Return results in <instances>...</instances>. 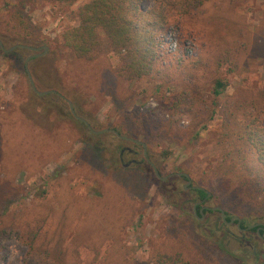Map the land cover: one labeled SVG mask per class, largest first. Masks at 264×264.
Instances as JSON below:
<instances>
[{"label":"rangeland","instance_id":"1","mask_svg":"<svg viewBox=\"0 0 264 264\" xmlns=\"http://www.w3.org/2000/svg\"><path fill=\"white\" fill-rule=\"evenodd\" d=\"M21 1L0 0V33L10 35L9 13L19 12L30 35L44 41L32 43L47 46L44 65L34 60L41 57L28 62L39 91L66 97L94 130L111 128L143 142L160 176L188 174L191 185L209 194L206 206L248 225L264 222V191L253 204L234 203L215 172L227 152V140L224 150L219 145L227 133V99L238 88L254 96L264 92V0H208L192 17L168 27L160 64L132 83L114 74L115 53L67 62L53 52L64 30L78 25L75 11L88 0L62 6L28 0L24 8ZM30 54L5 58L0 51V264H42L39 258L57 264H156L159 254L182 264H209L211 258L219 264L264 263L262 240L241 242L235 226L215 231L218 213L205 221L192 218L196 196L180 193L182 178L163 183L145 162L132 163L143 160L142 148L119 143L110 133L89 136L63 99L35 94L24 67ZM217 81L226 88L215 99ZM178 98L195 101L169 110ZM198 110L213 118L191 142L179 135ZM171 113L176 136L168 124ZM259 124L264 128L263 112ZM117 143L137 155L120 161ZM37 226L41 235L30 246L27 232ZM172 229L179 236L171 237ZM219 243L222 249L212 251Z\"/></svg>","mask_w":264,"mask_h":264},{"label":"trees","instance_id":"2","mask_svg":"<svg viewBox=\"0 0 264 264\" xmlns=\"http://www.w3.org/2000/svg\"><path fill=\"white\" fill-rule=\"evenodd\" d=\"M27 1H21L20 7L24 8ZM47 1L62 6L73 5L78 0ZM207 1L88 0L75 11L78 25L64 30L61 41L54 43L53 52L63 58L65 57L67 62L70 61V57L91 60L100 54L115 53L119 57V64L114 68V74L118 78L132 83L150 76L160 64L161 52L159 48L163 42L161 40L162 35L165 34L168 27L171 24L182 23L184 19L192 17L193 13ZM147 3L149 5L146 6ZM8 24H11L10 29H8L11 31L9 32L10 35L0 33L3 45L11 43L10 47L16 44L32 46V43L38 45L44 43L38 37L30 35L28 24L19 12L9 13ZM26 52L29 51L19 48L10 53L1 51L5 58L19 56L20 53ZM45 57L34 60L37 61V64L44 65ZM214 88L213 94L217 99L224 92L226 84L217 81ZM236 92L234 96L227 99L226 107H224L223 126L227 129V133H223L219 145L224 150L227 140V152L221 155L222 159L217 163L215 172L227 199L237 204L248 205L257 201L264 191V128L260 127L259 124V115L262 112L264 114V92L259 93L258 96L249 94L244 88H238ZM51 96L61 100L56 94H51ZM194 101L192 99L190 103L187 98H178L168 108L179 111L182 107H192ZM215 105L214 102L212 106ZM238 115L240 116L238 117ZM170 116L168 124L172 125L171 131L176 136L179 134V130L175 125L176 121L173 119L174 113H171ZM212 118L211 116L204 117L199 110L195 111L192 124L179 136L186 137L191 142L195 141L201 130L206 129L209 120ZM74 120L87 130L89 136H94L83 123ZM117 132L120 134L118 130ZM109 135L119 143L125 142L112 133ZM119 143L116 145L121 153L125 147L121 148ZM92 149L98 151L95 146ZM223 152L225 153V151ZM120 153H118V159L121 161L124 156H121ZM124 155L135 156L137 151L132 149V153L126 152ZM133 160L136 159L133 158ZM179 191L182 192V195H189L187 192ZM196 194L202 199L207 195L203 191H196ZM197 216L200 217L201 214L197 213ZM192 218L196 219L193 214ZM184 222L188 223V220L185 219ZM216 225L214 224L215 231H225L223 224L219 229L217 228L219 226ZM177 232L178 230L172 229L170 236H179ZM214 232L212 233L214 234ZM40 235V226L29 230L27 232L29 245L32 246ZM217 249H222L220 243L216 247H212V251ZM157 259L156 264H182L180 259L164 254H159ZM211 259L212 263L209 264H219L213 258ZM38 261L42 264H57L50 263L45 259L40 260V258ZM233 264L236 263L233 262Z\"/></svg>","mask_w":264,"mask_h":264},{"label":"flooded vegetation","instance_id":"3","mask_svg":"<svg viewBox=\"0 0 264 264\" xmlns=\"http://www.w3.org/2000/svg\"><path fill=\"white\" fill-rule=\"evenodd\" d=\"M31 54H32V52H31ZM130 143L132 145L140 146L142 148V156H143V147H142V145H138V144H135L133 142H130ZM126 152L132 153V149L131 148H128V147L122 149L121 150V153H120L121 156L124 155ZM148 157H149V155H148ZM142 162H145L152 169V167L145 161L144 157H143V160L142 161H135V160L132 161V163H137V164H141ZM183 174H184V172L168 174L167 176H163V177H167V178L165 180H163L162 182L163 183L164 182H170V180H172L173 178H177V177L182 178L186 182V185H184L182 187V191L187 192V193H190V192L191 193H194V196H196V200L192 204V214L195 216V218L197 220H199V221H205L207 214H215V213H218V215H219L218 219H219V222H220V225L217 224L219 226V227H217L218 229L221 228L222 224L224 225L225 229H227V230L231 226H235L236 232L238 234H240V236L238 238H239V240L241 242L242 241H247V242L250 241L251 244H252V241L254 242L255 240H262L264 242V222L263 221H259L257 223H253V224L248 225V224H246V221L244 219H241L239 217H238V220L237 219H234L232 221V219L234 217H237V216L229 217V215H226L225 213H224V215H225V221H224L222 219V217H221V212L219 210H213V208H219V207H208V206L205 205L206 202L209 199L208 198L209 197L208 196V193L204 189L203 190H198L196 188L198 186L191 185L192 181H191L190 177L187 178ZM196 191H203L207 195H206V197H204L202 199V198H200L196 194ZM194 206H195V210H194ZM197 213H200L201 216L198 217L197 216ZM226 218H227V220H226ZM238 223H239V227L237 226ZM227 236H233V233L227 231Z\"/></svg>","mask_w":264,"mask_h":264},{"label":"water","instance_id":"4","mask_svg":"<svg viewBox=\"0 0 264 264\" xmlns=\"http://www.w3.org/2000/svg\"><path fill=\"white\" fill-rule=\"evenodd\" d=\"M16 48H19V49H26L30 52H32L31 55L27 56L25 61H24V67H25V72H26V75H27V78H28V81H29V84L31 86V89L32 91L39 95V96H43V95H47V94H56L57 96H59L61 99H63V101H65L68 105V109L72 115V117L74 119H76L77 121L83 123L87 128L88 130L92 133V134H95V135H98V134H103V133H112L114 134L117 138L121 139V140H125V141H130V142H133L135 144H138V145H142L143 147V157L145 159V161L152 167V170H153V173L154 175L156 176L157 179L163 181L165 180L167 177H161L160 174H159V171L157 169V167L155 166V164L149 159L148 155H147V149H146V145L141 142V141H138V140H135V139H132L130 137H126V136H122L120 135L116 130L114 129H111V128H106V129H101V130H94L91 125L89 124V122L83 118V117H80L79 115L76 114L75 110H74V107H73V104L70 100H68L66 97H64L63 95H61L60 93H58L57 91L55 90H46V91H39L36 86H35V83H34V80L32 78V75L29 71V68H28V62L33 59V58H38V57H41L43 56L48 48L47 46H41V47H32V46H28V45H23V44H16V45H13L11 47H7L5 48V46L3 45L2 41L0 40V49L2 50L3 53H10L11 51H13L14 49ZM184 176H186L187 178L189 177V175L187 174H183ZM198 190H203L201 187H196ZM209 196V194H208ZM194 210H195V206H194ZM213 210H219L221 212V217L222 219L225 221V215H224V212L220 209V208H213ZM234 219H237L238 220V217H234L232 219V221ZM237 226L239 227V223L237 224Z\"/></svg>","mask_w":264,"mask_h":264}]
</instances>
